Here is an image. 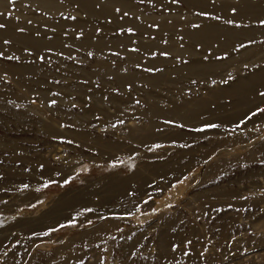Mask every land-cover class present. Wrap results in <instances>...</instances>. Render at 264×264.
Masks as SVG:
<instances>
[{
	"label": "rangeland",
	"instance_id": "1",
	"mask_svg": "<svg viewBox=\"0 0 264 264\" xmlns=\"http://www.w3.org/2000/svg\"><path fill=\"white\" fill-rule=\"evenodd\" d=\"M261 93L264 0H0V264H264Z\"/></svg>",
	"mask_w": 264,
	"mask_h": 264
},
{
	"label": "snow or ice",
	"instance_id": "2",
	"mask_svg": "<svg viewBox=\"0 0 264 264\" xmlns=\"http://www.w3.org/2000/svg\"><path fill=\"white\" fill-rule=\"evenodd\" d=\"M261 95H264V93H261ZM258 111H264V109H260ZM256 113H253V115H255ZM211 127H215V125H212Z\"/></svg>",
	"mask_w": 264,
	"mask_h": 264
}]
</instances>
